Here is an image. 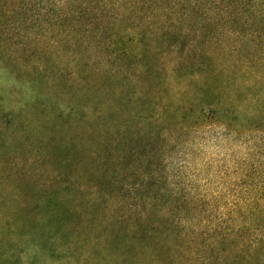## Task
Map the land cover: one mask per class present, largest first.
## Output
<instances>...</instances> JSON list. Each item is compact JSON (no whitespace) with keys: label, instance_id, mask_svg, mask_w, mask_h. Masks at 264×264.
Instances as JSON below:
<instances>
[{"label":"rangeland","instance_id":"rangeland-1","mask_svg":"<svg viewBox=\"0 0 264 264\" xmlns=\"http://www.w3.org/2000/svg\"><path fill=\"white\" fill-rule=\"evenodd\" d=\"M36 31L30 28L29 37L23 34L6 44L13 52L9 62L15 68L42 65L51 74L61 70L68 84L83 75L85 83L99 85L94 80L104 74L96 64L103 66L104 62L98 56L71 53L77 49L62 36L42 37ZM236 31L241 29L234 28ZM259 41L250 37L247 41L240 34L225 43L226 48L240 47L247 82L255 76L264 83V42ZM211 47L212 55L220 54ZM80 62L93 67L82 70ZM175 63L173 55L161 59L166 69ZM2 65L0 60V69ZM262 87L259 83L246 92L252 98L246 100L236 121L227 119L188 134L177 130L173 135L177 140L158 142L157 167L151 180L142 181L149 170L146 160L138 167L135 160L129 162L127 178L110 192H127L129 184L143 182L140 196L131 207L118 195L109 200L115 212L111 216L103 217V204L97 203L101 173L93 167L97 152L85 117L77 122L62 105L55 104L33 118L12 123L0 131V233L7 228L33 236L41 252L49 247L50 236L60 240L70 234L95 235L92 242L85 239L88 251L93 250L95 259L105 264L122 263V257L124 264H242L238 218L264 217ZM185 91L168 88L169 104L189 106L193 92ZM12 92L11 104L16 105L25 92L20 87ZM138 201L140 206L135 207ZM5 240L0 241L4 253L0 264H50L36 246ZM81 258L82 251H77L71 261L78 263ZM64 262L58 256L54 264Z\"/></svg>","mask_w":264,"mask_h":264},{"label":"trees","instance_id":"trees-1","mask_svg":"<svg viewBox=\"0 0 264 264\" xmlns=\"http://www.w3.org/2000/svg\"><path fill=\"white\" fill-rule=\"evenodd\" d=\"M30 28L42 37L62 36L77 49L71 53L98 56L104 62L103 66L96 64L104 74L94 80L99 85L85 83L83 75L68 84L61 70L51 74L42 65L15 68L9 62L13 52L6 44L23 34L29 37ZM234 28L241 31L233 32ZM240 34L247 41L250 37L264 42V0H0V60L4 61L0 69V131L35 117L48 105H62L77 122L85 117L97 152L93 167L101 173L97 203L103 204V217L111 216L115 212L109 200L123 197L131 207L140 196L143 182L129 184L127 192H110L127 178L129 162L135 160L138 167L146 160L149 170L142 181L151 180L157 167L158 142L177 140L173 136L177 130L188 134L227 119L236 121L246 100L252 98L250 94L246 97L250 87L261 83L264 92L258 77L246 81L240 47L225 46L229 38H240ZM210 46L220 54L212 55ZM165 55H173V68L161 65ZM79 66L82 70L93 67L86 62ZM16 87L25 95L13 105L11 94ZM171 87L193 92L189 106L169 104L172 97L167 90ZM238 220L242 264H264V217L242 216ZM5 239L40 247L33 241L35 237L7 228L0 233V241ZM85 239L92 242L96 236L70 234L60 240L50 236L46 251L37 248L50 264L58 256L64 264H105L95 259L93 250L88 251ZM77 251H82V258L73 263L71 256ZM3 257L0 252V262ZM121 261L116 264H124L125 258Z\"/></svg>","mask_w":264,"mask_h":264}]
</instances>
